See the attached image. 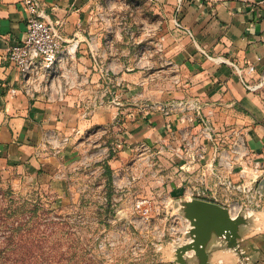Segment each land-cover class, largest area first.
<instances>
[{
    "label": "crops",
    "instance_id": "1",
    "mask_svg": "<svg viewBox=\"0 0 264 264\" xmlns=\"http://www.w3.org/2000/svg\"><path fill=\"white\" fill-rule=\"evenodd\" d=\"M40 9L65 42L78 46L51 94L11 92L20 75L7 48L25 39L29 13L22 0H0V186L37 182L64 194L70 142L96 128L120 129L129 143L179 141L168 126L176 127L177 116L152 106L173 97L199 96L219 130L242 126L245 166L264 161V83L246 85L264 80L259 0H40ZM231 141L228 132L203 140L215 167L237 177L242 163L230 152ZM223 152L234 159L231 168L220 163ZM193 165V172H209L203 163ZM206 186L211 196L203 199L228 207L232 216L247 210L238 244L213 234L206 264H264V200L251 208ZM186 257L201 262L193 251Z\"/></svg>",
    "mask_w": 264,
    "mask_h": 264
},
{
    "label": "rangeland",
    "instance_id": "2",
    "mask_svg": "<svg viewBox=\"0 0 264 264\" xmlns=\"http://www.w3.org/2000/svg\"><path fill=\"white\" fill-rule=\"evenodd\" d=\"M117 130L96 128L70 142L64 194L37 182L0 186V264H172L176 248L189 241L193 185L210 184L251 208L264 200L249 203L251 191L184 172L175 153L182 141L129 143ZM222 175L234 184H264L263 170Z\"/></svg>",
    "mask_w": 264,
    "mask_h": 264
},
{
    "label": "built area",
    "instance_id": "3",
    "mask_svg": "<svg viewBox=\"0 0 264 264\" xmlns=\"http://www.w3.org/2000/svg\"><path fill=\"white\" fill-rule=\"evenodd\" d=\"M259 2L264 4V0H259ZM22 3L29 13L26 22V37L23 41L11 44L7 48L8 59L20 75V86L11 88V92L16 93L21 90L30 96H35L36 92L45 90L51 94L53 82L61 75L65 64L75 52L78 42L77 40L64 41L58 28L43 17L40 0H22ZM247 69L249 72H253L255 66L249 65ZM238 70L241 72L240 68ZM263 83L264 80L257 83L246 82V85L249 89H257ZM59 90L61 95L62 88ZM152 106L161 110L167 117L177 116L176 127L171 124L168 126L173 135L182 141L175 147V153L182 158L181 169L195 171L193 164L203 163L209 169V172L199 173L201 174L200 181L203 183H207L206 174L209 173L230 189L251 191L248 195L249 203L256 202L257 198L263 197L262 191L255 184H234L230 177L223 176V172L215 167V158L209 159L207 156L203 140L215 142L220 134L228 132L232 138L229 146L230 152L234 154L235 161L242 163L240 172L247 174L254 169L264 171V161H254L250 169L245 166L244 158L248 154V150L245 140L246 131L242 126L217 129L211 119L212 111H206V103L199 96L171 99L157 102ZM219 158L221 164L231 168L234 160L232 157L223 152ZM210 193L206 185H193L191 197L209 198Z\"/></svg>",
    "mask_w": 264,
    "mask_h": 264
},
{
    "label": "water",
    "instance_id": "4",
    "mask_svg": "<svg viewBox=\"0 0 264 264\" xmlns=\"http://www.w3.org/2000/svg\"><path fill=\"white\" fill-rule=\"evenodd\" d=\"M258 187L263 191L264 184H259ZM186 210L191 220L189 241L176 248L174 263L189 264L186 254L193 251L200 259V264H206L208 260L206 243L213 234L224 237L230 246L238 244L240 225L247 221L246 209L237 216H232L228 207L194 197L186 202Z\"/></svg>",
    "mask_w": 264,
    "mask_h": 264
}]
</instances>
